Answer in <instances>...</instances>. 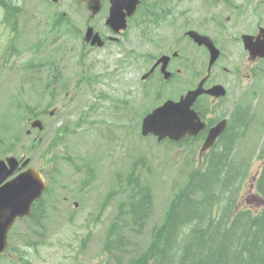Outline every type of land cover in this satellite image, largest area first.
Masks as SVG:
<instances>
[{
    "label": "rangeland",
    "instance_id": "374dc122",
    "mask_svg": "<svg viewBox=\"0 0 264 264\" xmlns=\"http://www.w3.org/2000/svg\"><path fill=\"white\" fill-rule=\"evenodd\" d=\"M182 1L186 4V0ZM46 4L40 0H13V4L9 6L11 11L20 10L17 23L18 32H13L14 36L11 37L17 35L14 47L19 53L9 58L6 69L0 70V140L8 142L12 137H18L19 148L13 153L4 154L0 147V158H4L6 155H13L17 158L29 157L31 166L42 168L55 129L62 124L71 126L89 103L94 101L95 95L92 92L106 93L113 99L125 98L131 102L133 110L128 115L129 120L125 122L122 118L118 119L119 125L124 126L125 137H123L122 131L118 133L119 128L113 127L116 141L108 142L98 133L90 131L88 125H82L74 133H67L62 144L52 152L56 158L51 162L50 192H61L68 195L72 201L79 203L76 209H68L66 206L56 203L59 217L55 218L53 222L58 224V227L52 229L51 234L60 237V244L57 245V248L51 247L49 259L44 264H73L72 262L75 260L88 264L89 259L96 255V243L116 215L117 201L124 198L122 192L112 195L100 212L108 190L111 187L118 188L119 183L115 181V176L122 178V175L131 169L132 160H138L136 170H140L139 179L149 183L151 187L152 215L143 234V238H146L150 229L154 225H158L167 214L172 199L186 180V175L191 170V163L185 159L191 158L192 153H185L184 149H181L182 152H180L176 147L169 149L165 143H157L152 137L143 139L140 135L142 116L147 109L158 107L161 102H159L160 99L155 101L138 100L140 98L138 93L141 91L139 83L141 70H139L138 61L137 63L131 62L128 69L115 72L117 68L113 59L108 58L105 53L103 54L99 50H91L89 46L83 45L79 33L73 31L72 27L74 26L83 32L82 27L86 20L83 8H76L73 5L56 9ZM61 11L66 13L68 23L67 25H58L59 32L56 31L57 39L54 41L56 36L49 32V29L51 23L55 19H59ZM1 15L2 11L0 18ZM0 26L3 27L7 37L10 36L8 33L10 30L1 22ZM139 36L140 33L136 25V28H132L131 31L128 27L123 37L133 39L134 45L139 47ZM30 44H35L37 47L29 49ZM7 45H10V40L0 37V52ZM81 59H83V64L79 66L78 62ZM50 61L61 71L64 67L63 81H56L51 88L46 87L47 80L52 78L51 74L47 75L46 68L40 72L21 69L26 64L45 67L46 63ZM107 74H111L113 77L108 78ZM83 75L97 76L99 80L90 88L86 82H82L81 76ZM63 85L69 94L67 98L63 96V91L60 92L59 86ZM50 92L57 98L48 100L47 95ZM244 95L247 98L243 100L242 108L248 106L254 112L253 114H242L243 123H251V127L243 139L241 137L237 139L238 147L233 148L235 155L233 158L236 160L243 158L250 162L246 180L240 190L242 197L238 201L243 204V207L255 209L258 205L252 197L258 193L257 187L253 183H257L256 179L261 175L258 168L259 162L255 156L260 148L264 132V119H259L261 116L264 118V78L260 79L255 97H251L250 93ZM235 98L236 95L232 94L230 98H225L222 102H233ZM25 106L32 108V111L39 115L54 108H58V110L53 117H49L47 114L41 116L43 130L40 132L32 130L27 136L25 132L30 129L29 121L31 119L24 110ZM104 106L106 109L100 111L101 119L102 121L110 120L108 115L112 113V110L107 104ZM227 106L225 105V108ZM107 111L110 113L108 114ZM112 117L115 121V114ZM247 119L248 121H246ZM103 132L102 129L100 133ZM35 137L40 143L35 142L29 149L30 142ZM251 142L252 146L248 145ZM190 150H194L193 156L196 159L198 147L192 144ZM250 150L252 152L248 153ZM68 156H70L72 164L81 167L80 171H75L74 167L64 160L63 157L66 159L69 158ZM85 161L89 166L82 167ZM252 184L253 187H251ZM99 213L100 216H98ZM53 214L54 211L51 210L50 217ZM90 223L96 226L88 230L85 226ZM87 235L90 236L87 248L82 255H77L75 239L80 241ZM57 239L51 238V244L54 245ZM133 239L141 240L138 235L133 236ZM67 244H70V247ZM35 264L42 263L36 261ZM92 264H96V259Z\"/></svg>",
    "mask_w": 264,
    "mask_h": 264
},
{
    "label": "flooded vegetation",
    "instance_id": "af4514ba",
    "mask_svg": "<svg viewBox=\"0 0 264 264\" xmlns=\"http://www.w3.org/2000/svg\"><path fill=\"white\" fill-rule=\"evenodd\" d=\"M40 1L56 9L73 5L83 8L86 15L83 32L74 26L73 31L81 37L87 28H92L93 32L99 35L101 44L91 46V39L87 43L91 50H99L116 62L115 72L128 69L131 62L137 58L141 70L139 101H178L201 82L205 89L216 85L223 86L227 96L232 92L237 94V90L243 86L250 88L251 94L254 95L260 77L264 76V56L251 57L243 43V38L248 37L250 42L258 44L264 53V0H186V4L182 0H137L133 14L126 18V30L129 27L131 31L139 24L142 29L139 47L134 45L133 39L123 37L126 30L114 34L106 26L110 0H92L98 7V12L93 17L86 11V5L78 0ZM117 1L131 7L135 0ZM65 15L66 13L61 11L59 19H55L52 25L55 26L58 22L59 26L67 25ZM190 32L210 39L219 50V57L209 70V51L194 43L188 35ZM106 77L113 75L107 74ZM93 94L95 104L84 109L91 108L92 111L88 116L78 118V129L82 125H88L90 131L98 133L105 141H113L115 129L110 124L113 119L101 121L100 111L106 109L104 104H107L112 110V113L108 112V118L118 109L116 115L126 122L132 110L131 102L125 98L113 99L102 93ZM67 96L65 91L64 97ZM47 98L54 100L56 96L49 94ZM223 100L225 97L217 98L203 94L196 98L192 108L207 128L221 120L226 121L227 127H241L244 121L240 112L242 96L240 95L239 100L235 98L233 102L222 103ZM225 105L228 106L225 108ZM55 111L56 109L49 111L48 115L53 117ZM82 113L84 111L80 114ZM102 129L104 132L100 133ZM121 131L125 137L124 127L118 129V133ZM201 132L196 137L189 138L193 145L203 136L204 133ZM221 145V142L216 144L217 147ZM235 145L237 146L236 143ZM15 232L13 230L7 233L9 244L0 255V264H11L10 258L17 257V249L10 245Z\"/></svg>",
    "mask_w": 264,
    "mask_h": 264
},
{
    "label": "trees",
    "instance_id": "16d2710c",
    "mask_svg": "<svg viewBox=\"0 0 264 264\" xmlns=\"http://www.w3.org/2000/svg\"><path fill=\"white\" fill-rule=\"evenodd\" d=\"M0 6L7 7L4 0ZM233 137L227 139L225 149L231 150ZM227 154L211 152L204 166L191 169L187 183L172 199L164 221L154 228L145 248L143 242L128 235L133 228L125 224L141 227L151 211L148 185L140 186L132 166L128 218L123 223L116 214L113 227L99 241L96 263L264 264V210H237L236 205L240 179L246 178L250 163H235ZM263 181L264 175L258 180L264 194ZM122 226L128 228L122 230Z\"/></svg>",
    "mask_w": 264,
    "mask_h": 264
},
{
    "label": "water",
    "instance_id": "95a60500",
    "mask_svg": "<svg viewBox=\"0 0 264 264\" xmlns=\"http://www.w3.org/2000/svg\"><path fill=\"white\" fill-rule=\"evenodd\" d=\"M124 1V0H123ZM134 5L131 7H125L117 0H112L110 7V14L107 20V24L112 25L114 31L125 28L124 15L120 14L122 8L128 9V15L134 10ZM96 11H93V13ZM120 19V22L118 21ZM92 30L86 31L85 40L88 41L91 38V45L94 42H98V36L92 35ZM195 42L199 45L203 44L208 47L210 51V66L218 56V51L212 46L209 40H205L200 36L190 33ZM101 43L98 42V45ZM246 48L249 53L256 54L261 53V48L253 46L250 42H246ZM197 92L188 93L182 97L178 102H167L162 107L153 111L152 114L147 115L141 125L142 135L153 134L161 140L165 137L177 141L184 135H195L202 125L196 120L195 114L190 111V106L194 100V96ZM32 127L41 128L38 121L32 123ZM219 129H214L210 132L202 146V151L207 149L212 141L218 134ZM28 161H25V165ZM8 165V166H7ZM7 165L0 161V184L4 182L7 176H9L17 167L15 159H7ZM43 189V181L39 173L33 169H29L27 172L20 174L13 180L8 181L0 188V238L2 239L5 232L12 224L14 218L18 215L26 212L31 203L37 200Z\"/></svg>",
    "mask_w": 264,
    "mask_h": 264
}]
</instances>
